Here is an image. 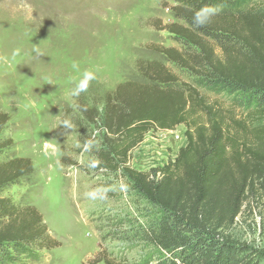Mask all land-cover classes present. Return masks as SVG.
<instances>
[{"label": "rangeland", "instance_id": "1", "mask_svg": "<svg viewBox=\"0 0 264 264\" xmlns=\"http://www.w3.org/2000/svg\"><path fill=\"white\" fill-rule=\"evenodd\" d=\"M174 6V0H0V114L9 117L1 141L12 142L2 160L29 159L34 168L31 178L3 197L36 208L59 242L40 261L20 264H89L101 252L118 264H145L151 258L149 264H157L158 251L142 227L159 220L161 211L122 171L97 168L101 127L83 124L78 101L97 103L101 113L102 99L117 86L144 82L141 63L163 62L159 47L183 50L184 43L165 29L177 22ZM15 49L20 52L13 58ZM163 64L191 82L185 70ZM89 70L96 80L73 96ZM207 97L230 106L229 97ZM185 131L179 126L149 133L131 153V168L148 173L174 161L186 145ZM218 234L264 252L263 179L253 183L234 223L225 220Z\"/></svg>", "mask_w": 264, "mask_h": 264}, {"label": "trees", "instance_id": "2", "mask_svg": "<svg viewBox=\"0 0 264 264\" xmlns=\"http://www.w3.org/2000/svg\"><path fill=\"white\" fill-rule=\"evenodd\" d=\"M174 2L177 22L165 29L185 48L159 47L163 62L141 63L144 82L117 86L102 99L101 113L97 103L78 101L83 124L101 127L97 168L122 171L161 211L159 220L142 227L158 251L157 264H263V251L224 240L218 230L225 220L234 223L253 183L264 180V0ZM210 5L221 7L213 23L195 27L194 12ZM166 61L185 70L191 82ZM207 94L229 97L230 106ZM8 123L0 114V264L40 261L59 242L36 208L3 197L34 174L29 159L2 160L12 146L1 141ZM179 126L186 128V145L174 161L148 173L131 168V153L149 133ZM89 264L118 263L101 252Z\"/></svg>", "mask_w": 264, "mask_h": 264}, {"label": "clouds", "instance_id": "3", "mask_svg": "<svg viewBox=\"0 0 264 264\" xmlns=\"http://www.w3.org/2000/svg\"><path fill=\"white\" fill-rule=\"evenodd\" d=\"M221 11V7L217 5H210L205 6L197 11L194 12L192 17V23L197 28H203L213 23L214 18L219 14ZM20 50L15 49L12 53L13 58L17 55H19ZM97 78V74L93 71H85L82 74V78L80 81L76 84L75 88L72 91L73 96H79L81 93L86 92L88 89V86L91 82L95 81ZM63 124L66 128H71L72 123L70 120L65 119L63 121ZM89 196L94 197L95 191L88 193Z\"/></svg>", "mask_w": 264, "mask_h": 264}]
</instances>
